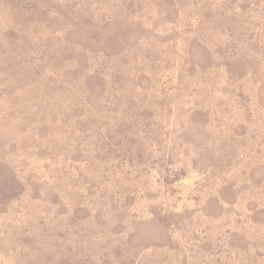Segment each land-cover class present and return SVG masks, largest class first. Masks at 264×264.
<instances>
[{"label":"rangeland","instance_id":"rangeland-1","mask_svg":"<svg viewBox=\"0 0 264 264\" xmlns=\"http://www.w3.org/2000/svg\"><path fill=\"white\" fill-rule=\"evenodd\" d=\"M0 264H264V0H0Z\"/></svg>","mask_w":264,"mask_h":264}]
</instances>
